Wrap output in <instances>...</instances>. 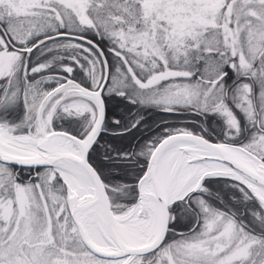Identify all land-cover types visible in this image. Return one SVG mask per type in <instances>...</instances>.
<instances>
[{
	"label": "snow or ice",
	"instance_id": "1",
	"mask_svg": "<svg viewBox=\"0 0 264 264\" xmlns=\"http://www.w3.org/2000/svg\"><path fill=\"white\" fill-rule=\"evenodd\" d=\"M0 264H264V0H0Z\"/></svg>",
	"mask_w": 264,
	"mask_h": 264
}]
</instances>
